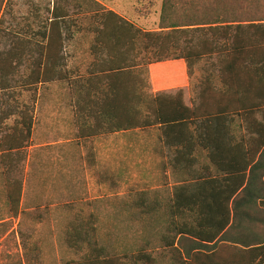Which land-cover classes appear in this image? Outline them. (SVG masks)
Returning a JSON list of instances; mask_svg holds the SVG:
<instances>
[{
    "label": "trees",
    "instance_id": "1",
    "mask_svg": "<svg viewBox=\"0 0 264 264\" xmlns=\"http://www.w3.org/2000/svg\"><path fill=\"white\" fill-rule=\"evenodd\" d=\"M156 2L137 0L136 10L148 16ZM94 4L92 61L85 76L73 78L76 72L65 69L63 52L83 6L70 13L61 0L30 1L33 21L22 28L6 24L14 1L0 0V47L4 39L9 47L0 50V164L10 206L9 220L0 222V239H12L19 249L9 255L11 264H23L22 253L37 252L30 235L13 229L22 214V183L9 175L31 142L37 87L54 81L73 91L77 143L157 128L171 150L172 173L179 180L171 199L165 202L149 190L129 195L140 216L165 213L160 242L169 264H264V219L249 227V234L239 230L236 238L229 237L231 202L247 172L264 169V0H160L156 31H144ZM174 60L184 61L189 80L199 64L207 65L192 106L185 104L183 90L151 92L148 66ZM23 65L27 72L20 76ZM23 92L29 94L27 103L18 99ZM11 118L14 124L7 128ZM201 152L207 165L196 172ZM65 243L80 258L64 264L154 263L143 248L119 254L100 246L91 214L74 215Z\"/></svg>",
    "mask_w": 264,
    "mask_h": 264
},
{
    "label": "rangeland",
    "instance_id": "2",
    "mask_svg": "<svg viewBox=\"0 0 264 264\" xmlns=\"http://www.w3.org/2000/svg\"><path fill=\"white\" fill-rule=\"evenodd\" d=\"M13 1L12 18L7 15L6 24L13 26L17 23L18 27L25 28L33 21L28 2L44 5L46 0ZM61 1L65 2L70 13L77 11V4L84 9L74 16L77 23L70 31L73 37L66 41L63 52L65 69H78V74H83L92 60L89 54L93 41L92 28L95 26L91 15L94 10L92 3L101 9L116 12L144 31H156L159 25L160 0L148 16L137 12V0ZM8 48L4 39L0 50ZM206 68L207 65L201 63L194 69L188 102L189 99L196 101L197 84ZM26 72L23 65L20 76ZM155 77L158 80L161 78L156 73ZM72 97L73 91L66 82L54 81L37 87L31 148L27 149L28 157L20 160L19 166L9 175L11 180L22 183V214L19 225L17 220L13 222V229L30 235L29 241L37 248L35 256L21 254L23 264L26 259H31L29 264H64L79 260L80 256L69 250L65 243L67 226L78 213L82 217L90 214L96 217L99 245L107 251L134 254L143 248L153 259V264H169L170 259L162 251L160 242L167 225L165 213H158L154 218L140 216L129 197L132 193L149 190L150 193L156 191L163 201L168 202L173 187L179 183L174 175L166 179V170L164 174L160 160L152 153V148L161 149L158 132L148 130L123 134V143L140 144V149L132 151L123 148L122 154L116 157H108L104 151L93 152L88 146L78 147L73 140ZM18 99L27 103L29 94L23 92ZM54 122L58 123L56 127L52 126ZM13 124L14 118H11L6 127ZM43 144L42 148L34 147ZM163 153L166 151L163 150ZM95 159L97 164L91 166L89 161ZM17 160L13 158V161ZM5 176L0 165V222L10 218ZM146 243L147 248L144 246ZM18 250L12 239L8 243L0 239V264H11L9 255H17ZM13 258L18 259L17 256Z\"/></svg>",
    "mask_w": 264,
    "mask_h": 264
},
{
    "label": "crops",
    "instance_id": "3",
    "mask_svg": "<svg viewBox=\"0 0 264 264\" xmlns=\"http://www.w3.org/2000/svg\"><path fill=\"white\" fill-rule=\"evenodd\" d=\"M73 37V36H72ZM92 61V60H91ZM91 63V62H90ZM90 66V64H89ZM89 68V67H88ZM74 72L76 74L71 75L73 78H78L86 75L87 70L82 74H78V69H74ZM155 73L159 74L161 77L160 80L155 77ZM148 75H149V81H150V88L151 92L153 94L156 93H162V92H173L177 90H183L184 91V101L187 106H192L193 101L189 99V102L187 101V94L189 92L190 88V80L187 76L186 71V65L183 60H174V61H166L158 64H151L148 66ZM53 83V82H52ZM190 98V97H189ZM74 99L72 97V118H73V126L74 125ZM57 114V113H56ZM35 119V118H34ZM58 123H53L52 126L56 127ZM34 130V127H33ZM152 131L158 132V140H159V146L160 151L157 149L152 148V153H154V156L158 157L160 160V166H166V179L170 175H174L172 173L171 169V162L173 159L172 152L169 148L163 146L162 139L160 137L159 131L157 128L151 129ZM136 131H129V132H116L107 136H98L95 138H92L90 140H87L85 142H79L77 143L76 136L74 134L73 140L74 143L78 147H85L88 146L89 150L94 151H104L108 157H116V155H121L123 148H126L128 150H138L140 149V144L137 143H123L121 140L123 134H129ZM149 131V132H152ZM141 132V131H138ZM75 133H76V127H75ZM33 134V131H32ZM32 134H31V142H32ZM30 142V144H31ZM61 142L58 141V143ZM29 144L28 150L31 148ZM43 145H35L36 148H42ZM144 149V147H142ZM26 149V157H28ZM163 150L166 151V153H163ZM92 154V153H90ZM95 154V153H94ZM106 156V157H107ZM259 157V154L257 155L256 159ZM24 159V160H25ZM91 166H95L97 164V160L95 161H89ZM1 165V164H0ZM206 166V160H205V153L201 152L198 158V161L196 162V172L200 170L201 166ZM171 169V172H170ZM163 171V168H162ZM164 173V171H163ZM165 174V173H164ZM163 174V176H164ZM176 176V175H174ZM264 169L261 170L256 169L253 171V173L247 172L246 174V182L244 184V187L242 190L234 197L233 201L230 204V208L232 211V225L233 230L229 233V237L234 239L237 237V231L241 230L243 235L249 234V227H252L254 225L261 226L264 219V206L261 205V201H264ZM262 198V199H261ZM242 218V226L240 227V219Z\"/></svg>",
    "mask_w": 264,
    "mask_h": 264
}]
</instances>
